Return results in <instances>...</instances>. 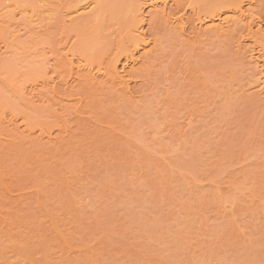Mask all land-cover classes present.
<instances>
[{
	"label": "rangeland",
	"instance_id": "374dc122",
	"mask_svg": "<svg viewBox=\"0 0 264 264\" xmlns=\"http://www.w3.org/2000/svg\"><path fill=\"white\" fill-rule=\"evenodd\" d=\"M55 1L62 13L34 43L56 84L74 43L120 53L132 0H110L100 29L64 18L77 0ZM190 1L168 10L184 34L143 9L153 45L119 63L130 94L104 80L31 106L0 67V108L19 127H0V264H264V61L242 41L246 23L193 38L190 5L202 14L223 0ZM250 1L264 33V0Z\"/></svg>",
	"mask_w": 264,
	"mask_h": 264
},
{
	"label": "bare ground",
	"instance_id": "6f19581e",
	"mask_svg": "<svg viewBox=\"0 0 264 264\" xmlns=\"http://www.w3.org/2000/svg\"><path fill=\"white\" fill-rule=\"evenodd\" d=\"M153 1L154 2H151L150 0H132L129 2V6L127 5V9L125 6V11L123 10V12H126L123 13L124 17L128 18V20L130 19L131 22L126 19V22L128 21L130 23L129 27V23H127L126 27H128V30H125L126 37L124 38L126 41L120 40L123 42L121 43V47L123 45L124 46L122 48L119 46L121 51L115 57H111L110 53H105L102 45L97 41L94 43L88 42L79 45H76L75 43V45L72 44L74 47L71 46L72 48H70L66 53H63L61 56L62 62L65 61L67 66L71 68L70 74L68 76L69 79H63L62 77L60 84H56L54 79H52L53 76H49L52 73H50V62L43 53L37 51L39 50V45L36 46L34 40H36L39 33V36L43 33H41L43 29L41 28V30L39 28L40 24H43L44 26V23L54 22L56 16H58V11H62L60 10L61 8H59L60 6L62 7V5H59L60 2L57 3L58 1L56 2L55 0H3L0 4V67L6 71L10 84H12L15 89L17 88L18 91H16L19 93L18 95L21 96L20 99L23 98L24 101L28 102V104L31 106L36 104L44 105L47 102L50 103V99H52V97L50 98L48 95L52 94L57 96L59 94L57 87L59 86L63 88V91H61L64 92L63 94H68L71 90H75L77 87L85 88L84 86L87 85L95 87L99 81L101 82L104 80L105 85L110 84L118 88L121 87L120 90L122 89L123 91L121 92L128 94L131 92L130 82L127 79L128 74H126V68H123L122 73H120V58L123 57L127 65L136 64L138 63L137 61L139 59H135V54L139 51H145L147 48L153 45L152 42L147 40L146 34L144 33L143 27H145L144 25L147 21L144 13L142 12L143 9L145 7H150L152 11L162 17L166 23L165 25L170 26L169 24H172L175 27L174 30H177L178 32L180 31V34H184V32H186L185 28H187L186 24L188 23L185 22L184 18L177 17L179 19H175V17H173L175 15L168 11L170 9L172 10V7H175V5H178L180 0ZM109 2L110 0H77L73 5L72 2H69L71 7H69V9L66 7L67 11L65 12L64 18H69L70 21H74V24L77 21L85 20L86 24L90 23L88 24L89 26L92 24V26L97 25L98 27V25H102L101 21H103V16L107 12ZM190 2L192 3V1ZM253 5V2L250 0H223L221 5L209 7L205 6L207 10H205L206 17L203 16L204 18H202L200 16H202L205 11H203L201 14V11L198 12V9L193 7L191 4L190 6L192 8L190 6L189 7L195 13L194 17H197L196 21H194L196 26L193 25L194 29L192 28L194 31L193 38L198 39L203 36L204 26H206L210 32L215 30V32H218V35L224 36L227 32H230L229 30L232 26H238L240 24L246 23L247 27L244 31H247L245 32L247 36H245L242 41H249L250 43L252 42L254 43L252 45L259 47V58L264 61V33L262 30L261 32L263 34L260 32V28L259 30L256 28L258 32H252V25H255V20L257 19L254 13L255 11L253 10ZM203 9L201 8V10ZM223 16L224 18L222 19ZM258 26H260V24ZM191 40L189 39V41ZM125 43H127V47ZM239 50L242 51V48L240 47ZM8 54L12 55V59L7 57ZM55 64L57 63L55 62ZM262 74L263 73L257 75L259 79L257 77L256 78L257 83L260 84L259 87H262V93L264 94V74ZM27 82L31 83L30 89L29 86L23 85ZM97 86L100 85H96V87ZM70 88L72 89L70 90ZM72 93L74 92L72 91ZM65 97L68 99V96ZM58 101L59 102L56 105H59L63 100L60 98ZM77 102L80 104L81 100L79 99ZM53 110H56V108H53ZM78 111L79 108L76 107L74 113L77 114ZM5 115L4 109L0 108V127H2V133L6 132V130H10V132H8L11 133L10 136L13 137L12 134L15 133L13 131H18L19 127L16 126L14 118L6 121ZM56 115H58V112ZM60 117L62 116L60 115ZM63 118L64 117L60 118V120ZM64 120L66 119H63V122ZM24 125L27 127V129H25L23 134H27L26 138L31 140V137L36 134V131L34 129H29L28 125L26 124ZM64 127L65 128L62 127L64 130L61 128L59 133L68 132L67 127ZM3 129L6 130L3 132ZM53 133L54 132L52 131H48V133L45 134L48 140H54ZM2 135L6 136L7 134ZM45 135L44 132L41 134L40 141L46 139ZM10 136L7 135L6 137ZM1 140L3 141V139L0 138V143L2 142ZM198 171H200V169Z\"/></svg>",
	"mask_w": 264,
	"mask_h": 264
}]
</instances>
